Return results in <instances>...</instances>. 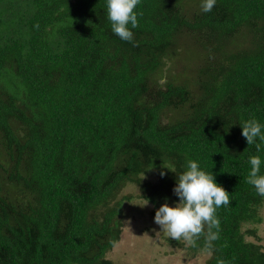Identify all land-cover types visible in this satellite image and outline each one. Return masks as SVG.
Returning a JSON list of instances; mask_svg holds the SVG:
<instances>
[{"label":"trees","instance_id":"16d2710c","mask_svg":"<svg viewBox=\"0 0 264 264\" xmlns=\"http://www.w3.org/2000/svg\"><path fill=\"white\" fill-rule=\"evenodd\" d=\"M134 11L124 41L106 0H0V264H113L134 201L124 190L157 209L176 202L188 160L229 203L168 243L206 264H264L249 240L262 241L264 195L247 182L250 156L264 175V143L240 126L264 124V0Z\"/></svg>","mask_w":264,"mask_h":264},{"label":"clouds","instance_id":"9594fccd","mask_svg":"<svg viewBox=\"0 0 264 264\" xmlns=\"http://www.w3.org/2000/svg\"><path fill=\"white\" fill-rule=\"evenodd\" d=\"M216 0H201V11L210 12ZM139 0H106L107 18L111 22L112 32L121 40L131 41L133 33L129 28L138 25L137 13L134 11ZM241 126L242 136L247 144H253L259 139L264 143V124L252 119L243 122ZM261 143H256L257 151H260ZM250 170L247 182L252 185L258 194L264 195V175L260 174L262 164L259 155L248 158ZM171 171V165L163 166ZM173 172V171H172ZM166 173L161 172L163 177ZM178 198L170 206L167 201L155 211L154 223L160 226L161 232L171 239L184 238L191 240L201 232L202 224L213 219L215 209L221 205H228L229 194L215 182L212 172L204 171L195 160H188L186 170L177 176L172 189ZM146 199L143 206L148 205ZM142 206V207H143Z\"/></svg>","mask_w":264,"mask_h":264},{"label":"rangeland","instance_id":"374dc122","mask_svg":"<svg viewBox=\"0 0 264 264\" xmlns=\"http://www.w3.org/2000/svg\"><path fill=\"white\" fill-rule=\"evenodd\" d=\"M140 190L128 185L123 195H132L134 201L128 205L120 242L107 255L113 264H206L210 254L193 255L187 248L179 249L168 243V236L154 223L152 204L138 198ZM173 203L169 202L171 206ZM143 206V207H142ZM264 215V208L262 210ZM257 240L264 245V223L258 227Z\"/></svg>","mask_w":264,"mask_h":264}]
</instances>
